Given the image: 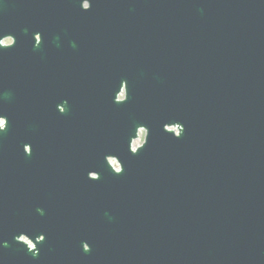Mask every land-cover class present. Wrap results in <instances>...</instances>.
<instances>
[{
    "label": "water",
    "instance_id": "water-1",
    "mask_svg": "<svg viewBox=\"0 0 264 264\" xmlns=\"http://www.w3.org/2000/svg\"><path fill=\"white\" fill-rule=\"evenodd\" d=\"M0 264H264V0H0Z\"/></svg>",
    "mask_w": 264,
    "mask_h": 264
},
{
    "label": "flooded vegetation",
    "instance_id": "flooded-vegetation-1",
    "mask_svg": "<svg viewBox=\"0 0 264 264\" xmlns=\"http://www.w3.org/2000/svg\"><path fill=\"white\" fill-rule=\"evenodd\" d=\"M84 7L85 8H87L88 7V4L87 3H84ZM46 35V33H44V32H42V31H38L37 32V35H36V39H37V48L38 47H41L43 50H45V49H47V47L45 46V42H44V40H43V37ZM53 43H54V46H53V49H55V50H57L58 48H61L62 46H60V47H58V45L61 43L62 44V42H60V41H53ZM1 44L3 45V46H10V45H13L14 44V38L12 37V36H7V37H5V38H3L2 40H1ZM63 45V44H62ZM68 48H70L71 49V47H62V49L63 50H65V49H68ZM84 48H85V52H86V48H87V46H86V43H85V46H83V50H84ZM48 50L51 52V46L48 48ZM43 52V51H42ZM42 52H38V53H40V54H38V59H42L44 56H42ZM75 72L76 71H74L73 69H72V73H73V75L75 74ZM55 73H53L52 71H51V77H53V75H54ZM41 80H43L42 81V84H59V85H69V84H71L72 83V79H50V78H45V79H41ZM59 109L61 110V111H64V106L63 105H60L59 106Z\"/></svg>",
    "mask_w": 264,
    "mask_h": 264
},
{
    "label": "rangeland",
    "instance_id": "rangeland-1",
    "mask_svg": "<svg viewBox=\"0 0 264 264\" xmlns=\"http://www.w3.org/2000/svg\"><path fill=\"white\" fill-rule=\"evenodd\" d=\"M144 138H145V130H140L139 132V138L137 140L134 141L133 146L134 147H138L140 146L143 142H144ZM112 164L118 168V163L116 161H112Z\"/></svg>",
    "mask_w": 264,
    "mask_h": 264
}]
</instances>
